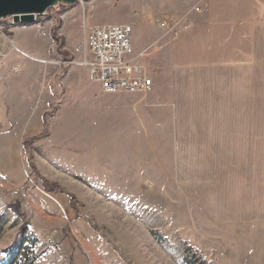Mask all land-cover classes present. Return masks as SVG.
<instances>
[{
    "label": "rangeland",
    "instance_id": "1",
    "mask_svg": "<svg viewBox=\"0 0 264 264\" xmlns=\"http://www.w3.org/2000/svg\"><path fill=\"white\" fill-rule=\"evenodd\" d=\"M162 2L80 0L15 32L0 72V261L18 250L28 264H264V225L240 219L243 193L264 208V180L246 184L264 171V97L243 111L224 71L182 74L178 97L167 84L105 94L75 52L85 25L130 24L134 47L171 38Z\"/></svg>",
    "mask_w": 264,
    "mask_h": 264
},
{
    "label": "crops",
    "instance_id": "2",
    "mask_svg": "<svg viewBox=\"0 0 264 264\" xmlns=\"http://www.w3.org/2000/svg\"><path fill=\"white\" fill-rule=\"evenodd\" d=\"M161 1L164 6L173 7L171 14L186 16L189 27L177 36L170 35L171 38H163L161 31L152 37L146 33L144 43L136 42L135 52H145V57L151 56L154 63V84L149 92H157L162 84H167L178 97L182 90L179 82L182 74L186 79L193 78V72L199 73L197 78H200L224 71L225 95L231 97V103L232 96L236 98V104L240 101L243 111H248L249 95L264 97V0ZM196 7L203 10L196 12ZM36 26L13 27L12 35L26 32L30 36ZM189 88L185 87L184 95H192ZM256 140L260 142L259 137ZM252 172L256 178L246 184L259 189L264 171L257 167L256 172ZM260 199H250L249 195L245 199L242 194V224L253 225V229L264 225V208L258 202Z\"/></svg>",
    "mask_w": 264,
    "mask_h": 264
},
{
    "label": "built area",
    "instance_id": "3",
    "mask_svg": "<svg viewBox=\"0 0 264 264\" xmlns=\"http://www.w3.org/2000/svg\"><path fill=\"white\" fill-rule=\"evenodd\" d=\"M202 10V7L195 8L196 12ZM157 24L166 35L172 36L189 27L184 15L162 17ZM16 25L13 16L0 20V72L18 50L11 35ZM83 30L84 40L75 47V52L84 55L82 64L105 94H145L152 88L153 77L142 63L146 54L135 52L130 24L85 25ZM23 68L24 65L17 62L10 67V73L19 74Z\"/></svg>",
    "mask_w": 264,
    "mask_h": 264
},
{
    "label": "water",
    "instance_id": "4",
    "mask_svg": "<svg viewBox=\"0 0 264 264\" xmlns=\"http://www.w3.org/2000/svg\"><path fill=\"white\" fill-rule=\"evenodd\" d=\"M80 0H0V20L14 17L16 23L31 24L48 17V10L59 6L72 7Z\"/></svg>",
    "mask_w": 264,
    "mask_h": 264
},
{
    "label": "trees",
    "instance_id": "5",
    "mask_svg": "<svg viewBox=\"0 0 264 264\" xmlns=\"http://www.w3.org/2000/svg\"><path fill=\"white\" fill-rule=\"evenodd\" d=\"M41 21H42V19H38L35 22L36 23H40ZM34 23L27 24V25H33ZM6 26L8 27L9 25L6 24ZM52 30H53L52 31V34L54 35L55 29H52ZM69 61L71 62L72 59H70ZM52 188H53V192L59 193V190L56 187H52ZM18 254H19V251L18 250H17V252H14V253L9 254L6 259L0 261V264H28V263H22V262H20L19 259H18Z\"/></svg>",
    "mask_w": 264,
    "mask_h": 264
}]
</instances>
